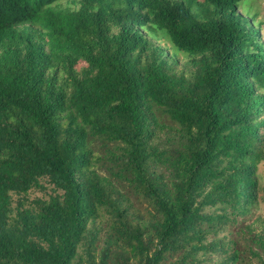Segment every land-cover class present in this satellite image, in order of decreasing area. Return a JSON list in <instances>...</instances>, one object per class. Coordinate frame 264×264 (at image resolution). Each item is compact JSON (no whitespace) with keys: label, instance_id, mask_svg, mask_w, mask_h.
Wrapping results in <instances>:
<instances>
[{"label":"trees","instance_id":"trees-1","mask_svg":"<svg viewBox=\"0 0 264 264\" xmlns=\"http://www.w3.org/2000/svg\"><path fill=\"white\" fill-rule=\"evenodd\" d=\"M62 1L0 0V264H246L241 246L264 264V223L243 222L262 23L243 0ZM42 180L48 199L14 211Z\"/></svg>","mask_w":264,"mask_h":264},{"label":"rangeland","instance_id":"rangeland-1","mask_svg":"<svg viewBox=\"0 0 264 264\" xmlns=\"http://www.w3.org/2000/svg\"><path fill=\"white\" fill-rule=\"evenodd\" d=\"M62 5L67 6V5H73L71 3V0H63ZM239 11L244 17H250V16H256V22L257 23H262V35L264 36V0H243L238 4ZM155 42L160 44L165 48V50L168 52V54L176 57V60L179 61L178 65V70L180 72H185L189 73L192 69L191 66L188 64L189 58L181 53L175 51V49L172 47L170 44L169 40L167 37L159 32L157 34V37H154L153 39ZM84 64H80L79 68L83 67ZM160 121L162 123H165L169 126H174L175 124L169 119V117L164 114L163 112H158L157 113ZM162 143V148H171L172 144L166 140V137L161 140ZM94 145L98 147L99 143L96 141L94 142ZM158 171H161V167H158ZM255 176L258 181V199L257 203L255 206L252 207L250 214L247 217H244V223L245 224H250L254 223V226H256L257 229L261 228V225L264 223V161H261L258 166L257 170L255 171ZM42 184H44L43 189H38L35 188L31 190L26 196H23L22 198H19L18 195H13V209L15 211V207L19 205V202L25 205V207H35L36 206V200L37 199H48L49 193H51V185L47 184L45 180H42ZM135 203L137 206L143 210V212L147 213L152 208L149 206L148 203H146L143 200H137L135 199ZM240 227L244 226V224H240ZM243 232L245 231L242 229ZM233 231V229H232ZM241 253H243V259L246 262V264L249 261L254 260L248 255L247 251L245 250L244 247L241 246ZM82 254L86 256V253L82 251Z\"/></svg>","mask_w":264,"mask_h":264}]
</instances>
